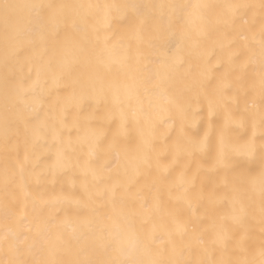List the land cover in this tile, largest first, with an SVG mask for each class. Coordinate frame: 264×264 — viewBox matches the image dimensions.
Listing matches in <instances>:
<instances>
[{"label": "snow or ice", "instance_id": "snow-or-ice-1", "mask_svg": "<svg viewBox=\"0 0 264 264\" xmlns=\"http://www.w3.org/2000/svg\"><path fill=\"white\" fill-rule=\"evenodd\" d=\"M0 156V264H264V0H0Z\"/></svg>", "mask_w": 264, "mask_h": 264}, {"label": "bare ground", "instance_id": "bare-ground-1", "mask_svg": "<svg viewBox=\"0 0 264 264\" xmlns=\"http://www.w3.org/2000/svg\"><path fill=\"white\" fill-rule=\"evenodd\" d=\"M65 2H70V3H88L89 0H65ZM162 2H174V0H162ZM185 2H187V0H185ZM193 2H195V0H193ZM205 2H211V3H218V2H222V0H205ZM252 2H257L258 0H252ZM3 157L0 156V205L3 204L4 200H5V196L9 195L8 193H6L4 191V187H3ZM57 188H59V185H57ZM23 209H21V213H22ZM140 221L139 218L137 220V224L139 225ZM5 227H9V228H15L14 224H5L4 221L0 220V233L3 232Z\"/></svg>", "mask_w": 264, "mask_h": 264}]
</instances>
